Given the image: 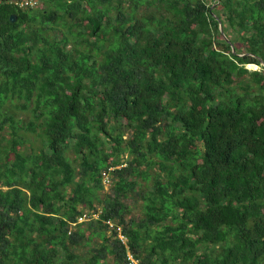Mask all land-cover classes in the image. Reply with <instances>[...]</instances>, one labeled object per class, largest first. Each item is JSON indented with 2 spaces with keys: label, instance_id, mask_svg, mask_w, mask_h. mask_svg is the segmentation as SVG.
<instances>
[{
  "label": "trees",
  "instance_id": "trees-1",
  "mask_svg": "<svg viewBox=\"0 0 264 264\" xmlns=\"http://www.w3.org/2000/svg\"><path fill=\"white\" fill-rule=\"evenodd\" d=\"M259 57L264 0L1 3L0 264H264Z\"/></svg>",
  "mask_w": 264,
  "mask_h": 264
},
{
  "label": "built area",
  "instance_id": "built-area-1",
  "mask_svg": "<svg viewBox=\"0 0 264 264\" xmlns=\"http://www.w3.org/2000/svg\"><path fill=\"white\" fill-rule=\"evenodd\" d=\"M1 3L11 4L18 9L28 10V9H36V8L41 7L43 4V0H0V4ZM109 175H110L109 171L106 170L103 172L104 182L106 185H109L111 183V179ZM92 216L99 217V213L96 212ZM87 217L88 215L84 214V216H82L80 220L84 221L86 220ZM107 223L110 225V229H117L119 236L123 242L127 241V237L122 232V227L118 226L117 223L111 220H107ZM130 259H131L132 264L137 263V260L134 257H132V255H130Z\"/></svg>",
  "mask_w": 264,
  "mask_h": 264
},
{
  "label": "rangeland",
  "instance_id": "rangeland-1",
  "mask_svg": "<svg viewBox=\"0 0 264 264\" xmlns=\"http://www.w3.org/2000/svg\"><path fill=\"white\" fill-rule=\"evenodd\" d=\"M247 67H248L249 69H252V70H255V69L260 70V69H261V67H260L259 65H257V64H253V63L248 64ZM139 212H140V207H135V208H134V213L138 214ZM96 217H98V216H96Z\"/></svg>",
  "mask_w": 264,
  "mask_h": 264
},
{
  "label": "water",
  "instance_id": "water-1",
  "mask_svg": "<svg viewBox=\"0 0 264 264\" xmlns=\"http://www.w3.org/2000/svg\"><path fill=\"white\" fill-rule=\"evenodd\" d=\"M11 18H12V20H15L16 19V15L15 14H13L12 16H11ZM221 29H222V26H221ZM222 31H223V29H222ZM224 33V32H223ZM225 35V34H224ZM226 36V35H225ZM227 38V37H226ZM228 39V41H230L229 40V38H227ZM232 48H233V51L235 52L236 50H235V47H234V45H232ZM259 59H260V61L263 63V65H264V61L259 57Z\"/></svg>",
  "mask_w": 264,
  "mask_h": 264
}]
</instances>
